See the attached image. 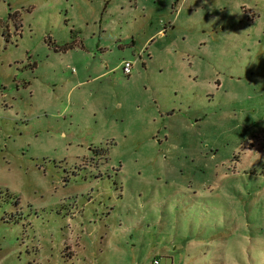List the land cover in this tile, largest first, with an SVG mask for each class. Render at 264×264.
Masks as SVG:
<instances>
[{
    "label": "rangeland",
    "instance_id": "1",
    "mask_svg": "<svg viewBox=\"0 0 264 264\" xmlns=\"http://www.w3.org/2000/svg\"><path fill=\"white\" fill-rule=\"evenodd\" d=\"M153 259L264 264V0H0V264Z\"/></svg>",
    "mask_w": 264,
    "mask_h": 264
},
{
    "label": "built area",
    "instance_id": "2",
    "mask_svg": "<svg viewBox=\"0 0 264 264\" xmlns=\"http://www.w3.org/2000/svg\"><path fill=\"white\" fill-rule=\"evenodd\" d=\"M135 62H130V61H125L122 63V71L123 74H125L126 76H129L132 72L133 66H134ZM151 264H159L158 259H153Z\"/></svg>",
    "mask_w": 264,
    "mask_h": 264
},
{
    "label": "trees",
    "instance_id": "3",
    "mask_svg": "<svg viewBox=\"0 0 264 264\" xmlns=\"http://www.w3.org/2000/svg\"><path fill=\"white\" fill-rule=\"evenodd\" d=\"M72 48H73L72 45H66V46L60 48V50H61V51H66V50H69V49H72Z\"/></svg>",
    "mask_w": 264,
    "mask_h": 264
},
{
    "label": "crops",
    "instance_id": "4",
    "mask_svg": "<svg viewBox=\"0 0 264 264\" xmlns=\"http://www.w3.org/2000/svg\"><path fill=\"white\" fill-rule=\"evenodd\" d=\"M170 27H171V24H168V26L165 28V30L168 29V28H170ZM106 205H107V203H106L104 206H102V208H103V209L106 208L107 210H109V208H107ZM99 208H100V205H99ZM101 211H103V210H101ZM95 213H96V212H95ZM103 214H104V213H103ZM102 264H105V263H102Z\"/></svg>",
    "mask_w": 264,
    "mask_h": 264
}]
</instances>
